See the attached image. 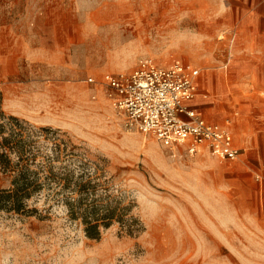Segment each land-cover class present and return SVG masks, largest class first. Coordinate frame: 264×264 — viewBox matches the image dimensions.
<instances>
[{
  "label": "rangeland",
  "instance_id": "374dc122",
  "mask_svg": "<svg viewBox=\"0 0 264 264\" xmlns=\"http://www.w3.org/2000/svg\"><path fill=\"white\" fill-rule=\"evenodd\" d=\"M225 6L0 0V119L50 128L33 137L35 160L90 177L93 195L126 208L131 224L90 239L43 189L19 212L0 209V264H264V81L252 80L250 54L231 48ZM144 58L200 70L198 97L214 103L206 114L237 112V161L164 148L113 109L103 76ZM11 181L0 166V189Z\"/></svg>",
  "mask_w": 264,
  "mask_h": 264
},
{
  "label": "built area",
  "instance_id": "2783aa9c",
  "mask_svg": "<svg viewBox=\"0 0 264 264\" xmlns=\"http://www.w3.org/2000/svg\"><path fill=\"white\" fill-rule=\"evenodd\" d=\"M200 70L190 63L161 65L144 58L129 73L106 74L110 104L126 123L162 147H183L193 155L208 152L219 162H234L242 148L234 143L233 116L208 121L191 103L202 94ZM87 82L93 83L92 78ZM205 97V95H203Z\"/></svg>",
  "mask_w": 264,
  "mask_h": 264
},
{
  "label": "trees",
  "instance_id": "16d2710c",
  "mask_svg": "<svg viewBox=\"0 0 264 264\" xmlns=\"http://www.w3.org/2000/svg\"><path fill=\"white\" fill-rule=\"evenodd\" d=\"M49 130L30 127L14 116L0 119V166L12 176V186L0 189V209L19 212L33 193L47 189L51 199L63 198L67 215L82 224L86 237L98 239L102 229L114 223L130 232L127 209L117 202L102 203L100 198L93 195L95 185L90 177L84 179L82 174L76 175L65 164L54 166L62 160H35L33 137ZM12 155L15 156L14 160Z\"/></svg>",
  "mask_w": 264,
  "mask_h": 264
},
{
  "label": "crops",
  "instance_id": "0c3cea01",
  "mask_svg": "<svg viewBox=\"0 0 264 264\" xmlns=\"http://www.w3.org/2000/svg\"><path fill=\"white\" fill-rule=\"evenodd\" d=\"M225 2V12H220V17L224 21L225 32L231 33L233 39L231 48L250 54V66L256 70V74L251 73V78L252 80L256 78L258 82H262V79L264 81V76L259 70L264 69V0H225ZM229 4L234 5V9L229 11L227 8ZM238 68L241 71L244 69L240 65H238ZM205 83V79H202L200 75L198 84L201 92L205 89ZM204 95L206 97V94ZM191 105L200 110L203 117L208 121H222L226 116L232 115L234 143L240 147L235 139L237 112L229 111L223 107V115L221 117L219 115L213 117L206 114L207 110L214 108L213 102L202 101L197 98Z\"/></svg>",
  "mask_w": 264,
  "mask_h": 264
},
{
  "label": "bare ground",
  "instance_id": "6f19581e",
  "mask_svg": "<svg viewBox=\"0 0 264 264\" xmlns=\"http://www.w3.org/2000/svg\"><path fill=\"white\" fill-rule=\"evenodd\" d=\"M122 33H124V32H122ZM122 36H123V35H122ZM117 38H119V37H117ZM197 98H199V97H196V99H197Z\"/></svg>",
  "mask_w": 264,
  "mask_h": 264
}]
</instances>
